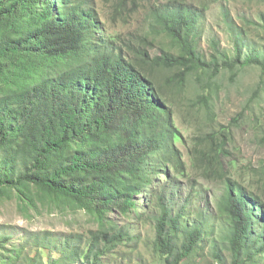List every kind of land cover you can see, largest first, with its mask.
Instances as JSON below:
<instances>
[{
	"label": "trees",
	"instance_id": "16d2710c",
	"mask_svg": "<svg viewBox=\"0 0 264 264\" xmlns=\"http://www.w3.org/2000/svg\"><path fill=\"white\" fill-rule=\"evenodd\" d=\"M127 3H114L123 19ZM185 3L152 5L148 30L129 40L109 32L92 0H0V200L16 198L27 215L42 206L81 210L97 223L60 240L51 231L31 232L10 244L12 236L0 234V264H45L42 249L59 255L56 264H102L134 240L118 220L132 213L140 218L137 197L156 183L154 174L167 177L168 164L184 173L175 146L183 138L178 96L193 78L199 94L190 107L209 124L223 70L255 62L251 56L239 62V49L232 59L217 43L208 58L200 50L199 13ZM158 36L169 45L154 54ZM238 119L198 136L192 152L198 169L224 183L216 213L201 206L188 216L185 206L174 212L165 189L152 195L154 215L146 219L167 264H194L209 237L205 225L219 219L222 236L209 237L218 241L215 264L264 262V238L251 237L255 211L249 205L264 207L258 190H264V162L252 185L233 174L234 160H225Z\"/></svg>",
	"mask_w": 264,
	"mask_h": 264
},
{
	"label": "rangeland",
	"instance_id": "374dc122",
	"mask_svg": "<svg viewBox=\"0 0 264 264\" xmlns=\"http://www.w3.org/2000/svg\"><path fill=\"white\" fill-rule=\"evenodd\" d=\"M92 1L99 6L109 32H117L123 36L122 39L132 40L148 30L146 20L150 17L151 6L169 0H135L137 4H141L140 8L134 7L132 0H128L123 20L115 13V0ZM186 2L200 8V50L208 58L213 53V44L217 43L228 57L235 58L236 50L239 49V62L248 56L255 62L239 68L236 72L223 70L220 75L222 89L213 100L215 118L209 124L204 121L203 113H196V107H190L191 100L197 99L199 94L193 78L190 80L186 92L178 96L179 104L175 107L180 114L176 117V124L183 136L175 141V146L181 153L185 171L183 174L176 172L173 166L168 164L167 177L154 174L156 183L146 190L147 194L137 197L136 210L140 218H136V214L132 213L130 218L118 220L122 226L130 227L135 236L134 240L128 241L126 245L106 256L102 264H167L153 246L154 223L146 219L147 215H154L155 196L152 195H158L160 189L170 192L169 200L174 212L182 206H185L184 212L188 216L191 210L201 206L211 207L210 210L216 212L215 206L224 183L207 177L203 170L194 165L192 152L199 140L198 136L218 127L219 124L228 125L232 119L239 118V122L234 123L232 127L230 158L225 160H234L236 167L232 170L252 185H255L256 180L252 173L261 170L260 165L264 162V0ZM155 44L152 50L154 54L161 51V44L168 47L169 42L167 38L158 36L155 38ZM159 177L161 179H158ZM258 190L264 193L263 189ZM28 213L30 214L21 211L16 198L0 200V234H10V244H19L24 236L31 232L51 231L54 239L60 240L71 232L86 233L89 229L97 228V223L81 210L61 212L53 207L42 206L39 210H30ZM113 216H116V213ZM213 235L215 238L220 237L221 232L217 227H214ZM214 242L218 241L208 237L199 244L200 253L194 255V264H215L212 256ZM41 251L45 264H56L54 261L59 255L55 251ZM35 252L36 249L32 250V254ZM222 252L228 251L222 248Z\"/></svg>",
	"mask_w": 264,
	"mask_h": 264
},
{
	"label": "clouds",
	"instance_id": "9594fccd",
	"mask_svg": "<svg viewBox=\"0 0 264 264\" xmlns=\"http://www.w3.org/2000/svg\"><path fill=\"white\" fill-rule=\"evenodd\" d=\"M180 1H184V2H186L187 0H180ZM163 3H166V2H163ZM185 4H187L188 6H190V7H192V8H194V9H196L197 11H198V13H199V16H200V14H201V12H200V8H195V7H193L192 5H190V4H188L187 2L185 3ZM126 16V15H125ZM125 16H124V18H125ZM121 20H123V18L121 17L120 18ZM263 163V162H262ZM234 168V167H233ZM232 168V169H233ZM259 169V168H258ZM258 171H260V170H258ZM232 172H233V174L235 173L233 170H232ZM235 174H237V173H235ZM255 174H259L260 175V173H258L257 171H256V173H252V175L254 176ZM238 175V174H237ZM240 176V175H239ZM243 176H240V178H242ZM256 180L258 179V178H255ZM260 204H263V202L262 203H260ZM249 205L254 209V211H255V219H254V224H253V226L251 227V237L253 238V239H255L256 237H262V238H264V207L263 206H259V205H255L254 203H252V202H250L249 201ZM217 212V211H216ZM216 212H214V213H216ZM213 213V212H212ZM213 213V214H214ZM213 221H211V223H212ZM216 225H220V226H216ZM222 225H223V221L222 220H220L219 219V221H218V224L217 223H214L211 227H208V224H207V226L205 225V229H207V231H208V233H209V237H211V236H214L213 235V229H214V227H217V229H218V231H220L221 232V235L220 236H222V232H223V228H222ZM204 236V235H203Z\"/></svg>",
	"mask_w": 264,
	"mask_h": 264
}]
</instances>
